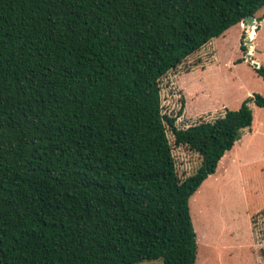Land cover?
Here are the masks:
<instances>
[{"label": "trees", "instance_id": "obj_1", "mask_svg": "<svg viewBox=\"0 0 264 264\" xmlns=\"http://www.w3.org/2000/svg\"><path fill=\"white\" fill-rule=\"evenodd\" d=\"M263 6L0 0V264H196L190 198L264 94L180 127L162 78ZM169 131L202 157L186 178Z\"/></svg>", "mask_w": 264, "mask_h": 264}, {"label": "rangeland", "instance_id": "obj_2", "mask_svg": "<svg viewBox=\"0 0 264 264\" xmlns=\"http://www.w3.org/2000/svg\"><path fill=\"white\" fill-rule=\"evenodd\" d=\"M263 16L264 6L255 22L230 27L162 78L164 111L179 115L184 100L178 126L214 119L227 108L238 109L247 97L264 94V75L258 70L264 67ZM252 29L257 35L251 38V48L247 37ZM242 39L247 51L241 48ZM250 106L252 129L241 135L190 198L198 240L196 264H264V106ZM168 134L179 174L186 178L199 169L202 157L175 144L172 132Z\"/></svg>", "mask_w": 264, "mask_h": 264}, {"label": "water", "instance_id": "obj_3", "mask_svg": "<svg viewBox=\"0 0 264 264\" xmlns=\"http://www.w3.org/2000/svg\"><path fill=\"white\" fill-rule=\"evenodd\" d=\"M248 21H249L250 23H253V22H255V18L252 17V16H250V17H248ZM248 45H249V43H248ZM251 61H252V59H251ZM254 64H255L256 66L258 65L257 62H255Z\"/></svg>", "mask_w": 264, "mask_h": 264}, {"label": "built area", "instance_id": "obj_4", "mask_svg": "<svg viewBox=\"0 0 264 264\" xmlns=\"http://www.w3.org/2000/svg\"><path fill=\"white\" fill-rule=\"evenodd\" d=\"M242 24H244V23H242Z\"/></svg>", "mask_w": 264, "mask_h": 264}, {"label": "crops", "instance_id": "obj_5", "mask_svg": "<svg viewBox=\"0 0 264 264\" xmlns=\"http://www.w3.org/2000/svg\"><path fill=\"white\" fill-rule=\"evenodd\" d=\"M240 24H242V23H240Z\"/></svg>", "mask_w": 264, "mask_h": 264}]
</instances>
